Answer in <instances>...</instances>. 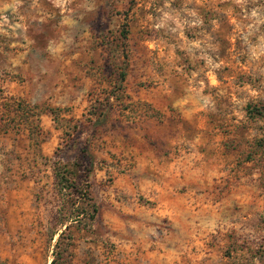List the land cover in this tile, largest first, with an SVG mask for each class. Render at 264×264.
<instances>
[{"label": "rangeland", "instance_id": "1", "mask_svg": "<svg viewBox=\"0 0 264 264\" xmlns=\"http://www.w3.org/2000/svg\"><path fill=\"white\" fill-rule=\"evenodd\" d=\"M64 230L61 264H264V0H0V264Z\"/></svg>", "mask_w": 264, "mask_h": 264}, {"label": "trees", "instance_id": "2", "mask_svg": "<svg viewBox=\"0 0 264 264\" xmlns=\"http://www.w3.org/2000/svg\"><path fill=\"white\" fill-rule=\"evenodd\" d=\"M57 177H58L57 178L58 184L61 185L63 189H67L68 187H70V189L73 190V188L76 187L73 185L74 184L73 181L68 176L64 174H58ZM85 195H86L85 199L88 201L86 203L88 208L87 215L89 216L90 219H92L95 216L94 213L97 212V208L95 205L89 203V201L91 200L89 193ZM66 229H68V227ZM65 232L66 230L59 233V237L57 238L54 246L53 259L51 261V264H61V260L64 259L65 255H67L70 252V249L73 246L72 238L65 237L66 236ZM55 234L56 232L54 233V235Z\"/></svg>", "mask_w": 264, "mask_h": 264}]
</instances>
